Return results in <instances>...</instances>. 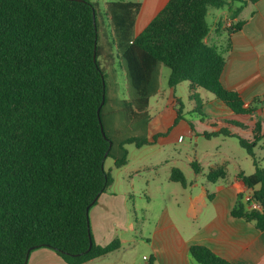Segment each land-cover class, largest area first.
<instances>
[{
	"label": "trees",
	"instance_id": "obj_1",
	"mask_svg": "<svg viewBox=\"0 0 264 264\" xmlns=\"http://www.w3.org/2000/svg\"><path fill=\"white\" fill-rule=\"evenodd\" d=\"M231 1L242 2L169 0L138 35L141 3L110 1L104 12L109 40L100 33L98 6L91 0H0V264H27L40 248L66 264H86L121 249L118 238L105 246L94 242L89 212L113 184L106 160L120 169L128 164L127 145L150 143L149 103L160 93L163 66L170 69L168 87L188 82L190 99L201 107L199 88L237 115L257 110L224 87L225 54L205 43L208 11ZM243 24L232 23L229 33ZM115 63L125 73V96ZM213 135L238 138L254 159V173L237 177L262 209L248 210L250 202L240 194L231 215L264 231V166L255 155L264 119L254 125L252 139L223 128ZM192 168L199 172L197 162ZM226 177L219 167L207 180ZM169 179L187 184L177 167ZM190 257L197 264H233L197 244ZM147 264L158 263L151 256Z\"/></svg>",
	"mask_w": 264,
	"mask_h": 264
},
{
	"label": "crops",
	"instance_id": "obj_2",
	"mask_svg": "<svg viewBox=\"0 0 264 264\" xmlns=\"http://www.w3.org/2000/svg\"><path fill=\"white\" fill-rule=\"evenodd\" d=\"M91 1L97 2L96 0ZM124 1L127 2V0ZM135 1L142 5L135 28L143 15L154 18L169 2V0ZM108 2L110 1H106L105 4L107 5ZM230 3L229 12L218 23L215 34L210 27L211 31L207 37L211 39V45L217 46L225 54L226 68L221 78L224 87L237 91L246 107L253 106L257 110L247 116L250 118V124L245 125L234 119L232 116L237 114L224 106L217 98L209 100L210 102L207 101L203 106L205 109L209 106L216 109L214 110L216 112H210L215 113V120L210 118L208 122L209 126L215 129L213 133L223 128L228 129L233 135L252 139L254 125L264 119V0H256L254 3L250 0L231 1ZM234 14H237V17L233 18ZM237 21L244 22L242 29L230 34L229 28ZM224 31L227 33L226 36H224ZM197 91L199 92V89ZM162 92L160 90L155 97H159ZM176 99L171 97L163 103L159 100H156L153 105L149 103L151 115L148 124L149 144L157 140L150 126L154 116L160 117L170 109L168 117H172V121L168 123H173L177 116ZM230 122H236V125H230ZM162 128L163 125H161ZM187 130L188 127L185 126L183 132ZM178 137L179 141L180 138L184 140L183 134ZM126 149L129 160L124 167L115 169V162L111 158L104 163L105 169L111 173L113 184L100 195L97 203L89 212L94 242L105 246L118 238L122 247L108 256L96 258L86 264H137L132 261L130 254L139 247L149 252L148 256H143L145 264L151 256L158 264H197L190 257V247L194 244L209 248L220 258L233 264H264V231L259 230L254 222L231 215L238 204L239 195L243 194L245 197L249 192L237 175L239 172L245 175L253 174L254 164V170L250 174L244 172L242 167H238L234 178L228 174L226 165L228 161L208 164L206 178L211 170L219 167L224 168L227 177L225 180L211 182L215 184L212 192L204 188L196 191L199 189V183L194 181L189 183L187 175L180 168L177 169L184 173L186 186L170 181L171 170L177 166L170 165L169 158L133 167L129 157V145ZM212 156L214 155L209 152L205 155V157ZM226 158L229 159V156L226 155ZM188 161L191 165L195 162L192 157H189ZM160 166L165 167L164 171L160 169ZM198 168L199 172H194L195 176L204 173V166L200 162ZM138 184L140 188L148 191L146 198L149 203L154 202L161 205V210L156 215L154 230L149 233L148 238L139 232L136 214L131 207L132 192ZM172 203L183 211L181 218L176 219L170 211ZM247 209L249 210L250 207ZM142 241H145L144 244ZM27 264L66 263L53 250L40 248L30 253Z\"/></svg>",
	"mask_w": 264,
	"mask_h": 264
},
{
	"label": "rangeland",
	"instance_id": "obj_3",
	"mask_svg": "<svg viewBox=\"0 0 264 264\" xmlns=\"http://www.w3.org/2000/svg\"><path fill=\"white\" fill-rule=\"evenodd\" d=\"M97 11H98V21L101 25L100 33L103 34L110 40V25L108 18L105 16L106 1H124V0H96ZM128 1V0H127ZM135 1V0H133ZM229 12L227 6L223 8H210L208 11L207 21L210 25L212 32L215 34V31L218 28V23L221 19ZM153 18V17H152ZM149 15H143L140 19V23L136 26L134 33L140 34L148 26L152 19ZM223 23V22H222ZM226 31H224V36H226ZM205 43L211 45L212 41L209 37L205 39ZM114 74L117 78V83L120 88V93L122 96L126 95V80L125 73L117 66L115 63L113 65ZM170 76V69L163 66L162 67V76L160 77V86L163 91L159 97L151 98V105L157 100L161 103L167 101L171 97L177 98L176 101V118L173 123H168L172 121V117L169 116V111L167 110L165 114L160 117L154 116L151 126V132L156 136L157 140L155 143L145 145L141 148H136L133 144L129 145L130 154L129 157L132 161V166L137 167V165L149 162H157L162 159L169 158V164L175 165L177 168L182 169L188 177L189 183L193 181L199 183L200 191L203 188L212 192L215 184L209 182L206 178L208 172V164H214L215 162L228 161L226 164L228 166L227 171L231 178H234V175L238 171V167H242L247 174L253 172L254 169V159H252L241 147L240 141L236 137H223V135H213L214 127L209 126V119L212 118L215 120L214 108L198 105L194 100L190 99V87L188 82L178 84L174 89L169 88L167 84L168 77ZM199 94L202 98L203 105L209 100L216 99V97L204 90L199 88ZM152 113H154L152 111ZM234 119L241 121V123L248 125L250 124V118L246 115H233ZM161 125L163 128L161 129ZM187 126V132H183V128ZM193 132V134H191ZM183 134L184 140L179 141V135ZM248 136V135H247ZM245 136V137H247ZM260 146H257L255 149L256 160L259 164L264 166V139L261 141ZM212 153L214 156L205 157L206 153ZM226 155L229 156V159L226 158ZM189 157L195 162H200L204 166V175L195 176L194 170L191 168V163L188 161ZM227 159V160H226ZM111 160V159H108ZM110 162V161H109ZM254 168V169H253ZM160 169H165L164 166H160ZM164 171V170H163ZM252 174V173H251ZM139 178H137L138 180ZM195 179V180H194ZM138 184L135 190L132 192L133 198H131V207L136 214L137 228L139 232H142L145 237L148 238V235L151 231L154 230L156 215L161 210V205L159 203L147 201L146 196L149 194L148 191H145V188H140ZM170 208L175 215V218H181L183 211L176 207L173 203L170 204ZM135 218V217H134ZM145 241H142L144 244ZM149 252L143 247L134 249L130 254L132 261L137 264H145L143 256H148Z\"/></svg>",
	"mask_w": 264,
	"mask_h": 264
},
{
	"label": "built area",
	"instance_id": "obj_4",
	"mask_svg": "<svg viewBox=\"0 0 264 264\" xmlns=\"http://www.w3.org/2000/svg\"><path fill=\"white\" fill-rule=\"evenodd\" d=\"M180 141H182V138H180ZM244 200L250 202V204H249L250 209H253V210H261L262 209V207L259 203L253 201L250 194L247 193Z\"/></svg>",
	"mask_w": 264,
	"mask_h": 264
},
{
	"label": "water",
	"instance_id": "obj_5",
	"mask_svg": "<svg viewBox=\"0 0 264 264\" xmlns=\"http://www.w3.org/2000/svg\"><path fill=\"white\" fill-rule=\"evenodd\" d=\"M100 109H101V107L98 109V114H100ZM101 130H102L103 134H105L103 126H101Z\"/></svg>",
	"mask_w": 264,
	"mask_h": 264
}]
</instances>
